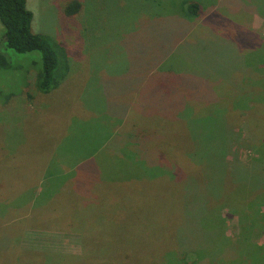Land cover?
<instances>
[{"label": "rangeland", "instance_id": "1", "mask_svg": "<svg viewBox=\"0 0 264 264\" xmlns=\"http://www.w3.org/2000/svg\"><path fill=\"white\" fill-rule=\"evenodd\" d=\"M27 7L65 73L38 91L40 54L6 48L0 22V264H264V0ZM185 199L199 214L181 227ZM144 206L188 241L110 244Z\"/></svg>", "mask_w": 264, "mask_h": 264}, {"label": "trees", "instance_id": "2", "mask_svg": "<svg viewBox=\"0 0 264 264\" xmlns=\"http://www.w3.org/2000/svg\"><path fill=\"white\" fill-rule=\"evenodd\" d=\"M187 8H188L189 13L193 15L198 14L199 6L196 2L188 3ZM77 9H78V2L72 1L66 7V13L69 15L73 14L77 11ZM32 20H33V13L27 7V0H0V22L3 26V38H4V44L6 48L16 53H19V54L30 53V52H37L40 54V57L42 60L41 70L38 71L37 73L35 84H36V88L38 91L42 93H48L52 89H55L60 84L62 77L64 76L65 72L58 70V54L63 52L64 49L57 43L50 40V38L47 37L45 34L33 32L32 27H31ZM1 64L4 65V60L0 56V65ZM164 123H168V122L165 120ZM183 123L185 124L187 123V121ZM149 125L152 128L153 135L162 134L161 132L163 131V128L160 125H155V124H149ZM178 140H180L179 135H178ZM190 140L192 139L190 138ZM189 144H190V147L188 148L193 147L192 142H189ZM185 149L186 148L178 150L177 147L174 146L173 150L175 153H178L184 156L186 154ZM191 152L188 149V155H190ZM192 153L193 155H196L195 152H192ZM194 158H196V156H194ZM183 171H184V174L185 173L187 174L185 179L187 178L189 179L191 183H193L191 184L192 185L191 187L194 190L196 181H198V179L201 178L199 174H201L202 169L193 167L192 169L189 168L188 170L183 169ZM142 184L143 182L142 183L139 182L136 185L137 187L136 190H139V191L144 190L145 185H142ZM205 187H206V184L204 185L203 188ZM208 187L209 185H207V188ZM145 191H148V189H146ZM201 199H206V203L209 206L208 196L201 197ZM201 199L200 201H202ZM173 202H176V203H173ZM204 204L205 203L202 202V207L204 206ZM143 209L144 211L142 213L139 212L134 217L135 224L133 225L132 229H123L121 230L120 233H115L114 235L109 236L110 238L108 239V242L110 241L109 243L112 245L130 244V245H133L138 251L140 250L143 251L145 247L153 248L155 246H157V248L164 246L169 251V248L173 241L175 242V244H178V245H182V243L185 244V242L188 241L186 235L182 233L183 232L182 229L178 228L179 225L181 226L182 224V223L181 224L179 223L184 220V223L182 224L183 226L181 227L187 226L186 221L189 224L193 222L194 220L193 223L196 224L197 221L194 219L193 215L196 216L199 214L197 213V211L193 212V206L192 205L189 206V202L186 199L184 200L183 204H180V205H178L177 201H172L169 206L168 214L170 212L172 213L173 210L175 211L177 209L179 212H181L180 214L181 221L179 220L180 221L179 223H177L176 220L174 221L176 223L175 226L177 227V229L176 231L174 230L172 234H170L169 230L172 227L174 228V226L170 225L169 223H171L174 218L176 219V217H173V215L170 214L172 216L167 221L168 222V225H167L168 233L166 234L165 232L161 233L162 229L159 227V224H161L162 222L163 223L165 222V220L163 221L161 219L163 208L158 209L159 216H155L151 214L149 212L151 211V209H146L145 206ZM146 213H149L150 221L153 222V224L147 220ZM154 213H156V211H154ZM182 214H184V217H182ZM157 218L161 220H158ZM140 240H142V243H143L142 246L144 247L143 249H140V244H141ZM134 241L138 242L139 246H136ZM152 257L153 258L159 257V260L161 261L160 253H155V255ZM119 264H128V262L122 261ZM159 264H166V263L165 262L163 263L161 261Z\"/></svg>", "mask_w": 264, "mask_h": 264}, {"label": "crops", "instance_id": "3", "mask_svg": "<svg viewBox=\"0 0 264 264\" xmlns=\"http://www.w3.org/2000/svg\"><path fill=\"white\" fill-rule=\"evenodd\" d=\"M52 200H53V198H52Z\"/></svg>", "mask_w": 264, "mask_h": 264}]
</instances>
